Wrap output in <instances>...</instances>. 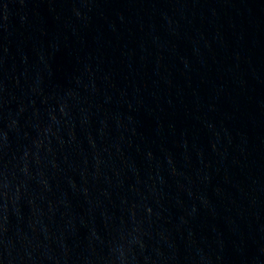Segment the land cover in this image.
<instances>
[{
    "label": "water",
    "instance_id": "95a60500",
    "mask_svg": "<svg viewBox=\"0 0 264 264\" xmlns=\"http://www.w3.org/2000/svg\"><path fill=\"white\" fill-rule=\"evenodd\" d=\"M0 264H264V0H0Z\"/></svg>",
    "mask_w": 264,
    "mask_h": 264
}]
</instances>
